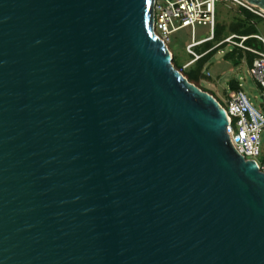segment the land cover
<instances>
[{"label":"water","instance_id":"water-1","mask_svg":"<svg viewBox=\"0 0 264 264\" xmlns=\"http://www.w3.org/2000/svg\"><path fill=\"white\" fill-rule=\"evenodd\" d=\"M154 1L0 0V264H264V172Z\"/></svg>","mask_w":264,"mask_h":264},{"label":"built area","instance_id":"built-area-1","mask_svg":"<svg viewBox=\"0 0 264 264\" xmlns=\"http://www.w3.org/2000/svg\"><path fill=\"white\" fill-rule=\"evenodd\" d=\"M219 3H226L244 8L264 21V10L249 3L247 0L154 1L153 30L166 45L172 33L185 27L190 29V42L185 45V48L188 52L187 54L192 57L182 64V68L187 67L207 51L198 53L195 47L213 37L216 11ZM196 25H206L208 27V35L200 39H195ZM248 36L261 41L263 49L244 45L243 41ZM248 36H239L231 33L214 44L211 48L226 42L255 53L257 56L253 59L248 70L255 84L259 88L264 89V34L258 32ZM236 37L239 38V41L235 40ZM239 86L240 88L236 90L235 93L224 98L225 105H221L227 116L225 131L236 150L243 155L245 159L254 160L258 169L264 172V94L260 95L262 103L255 105L247 93L242 89L240 82Z\"/></svg>","mask_w":264,"mask_h":264},{"label":"rangeland","instance_id":"rangeland-1","mask_svg":"<svg viewBox=\"0 0 264 264\" xmlns=\"http://www.w3.org/2000/svg\"><path fill=\"white\" fill-rule=\"evenodd\" d=\"M219 7L218 22L223 23L228 27L230 23H234L239 19L237 6L223 3ZM257 26L264 33V22L257 20ZM208 27L206 25H196L195 27V39H200L208 35ZM224 35L228 34V29L225 30ZM223 36V35H222ZM190 42V29L188 27L181 28L169 36V42L167 43L168 49L172 53L177 65L183 64L190 56L187 54L185 45ZM216 40H212L213 45ZM230 47H224L217 51L211 58L210 62L204 66V71L210 76L211 80L201 81V85L211 90L218 99L225 105L224 98L228 93V81L229 79H236L241 83L242 89L247 93L252 102L255 105L262 103L260 98L261 94H264V89L259 88L249 73L248 66L245 63V59H238L236 57L231 59H224L223 54L229 51Z\"/></svg>","mask_w":264,"mask_h":264},{"label":"trees","instance_id":"trees-1","mask_svg":"<svg viewBox=\"0 0 264 264\" xmlns=\"http://www.w3.org/2000/svg\"><path fill=\"white\" fill-rule=\"evenodd\" d=\"M221 5H224L223 3H219L217 6L216 11V22L214 25L213 30V37L209 40H206L195 47V50L198 53L206 51L203 55H201L199 58L194 60L192 63H190L187 67L182 68V64L179 66L175 62L174 57H172V63L173 66L178 69L189 82L195 84L196 86L200 87L202 90L207 91L211 95L215 97V99L222 105V102L218 99V97L209 89L203 87L201 85V81H207L209 82L211 80L210 76L207 75L204 71V66L208 64L212 58V56L219 50L223 49L224 47L229 46L230 49L226 53L223 54L224 59H231V58H238V59H245L246 65L249 67L252 64L253 59L257 56L255 53L248 51L246 49H243L237 45H232L226 42H223L219 44L216 47L211 48L214 44L222 40L225 36L233 33L239 36H248L251 34H255L258 32H262L257 26V20H262L260 17L255 15L254 13H251L250 11L237 7L239 19H237L236 22L230 23L228 27L224 25L223 23L218 22V11L219 7ZM263 21V20H262ZM264 22V21H263ZM228 29L229 33L224 35L225 30ZM263 33V32H262ZM264 34V33H263ZM223 35V36H222ZM216 40V42L212 45L211 41ZM236 41H239V38H235ZM243 44L249 47H254L257 49H263V44L258 39L248 36L244 41ZM211 48V49H210ZM209 49V50H208ZM189 55V54H188ZM191 59V55H189ZM187 60V61H188ZM186 62V61H185ZM228 93L225 97H228L235 93L236 90L240 88L239 82L236 79H229L228 81ZM223 106V105H222Z\"/></svg>","mask_w":264,"mask_h":264}]
</instances>
